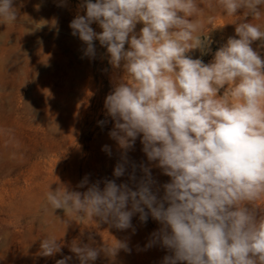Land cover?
<instances>
[{
    "label": "clouds",
    "instance_id": "1",
    "mask_svg": "<svg viewBox=\"0 0 264 264\" xmlns=\"http://www.w3.org/2000/svg\"><path fill=\"white\" fill-rule=\"evenodd\" d=\"M216 3L227 15L243 8L246 16L259 18L264 0ZM198 5L197 0H86V15L70 23L72 34L87 45L86 55H95L93 41L99 40L115 68L123 61L126 74L105 100L115 121L109 135L128 149L142 134L148 160L158 161L171 177L163 197L169 206L150 190V179L135 191L114 181H106L103 190L94 184L84 193L61 186L49 189L47 201L52 212L63 209L71 220L99 217L120 230L131 227L134 213L146 221V206L164 225L163 245L174 251L164 264H264V216L257 218L254 206L264 199V61L251 47L264 40V31L240 23L235 28L239 38H229L211 63L192 59L186 53H207L211 44ZM213 6L209 0L208 7ZM17 17L14 0H0V21L15 23ZM93 22L101 33L90 27ZM138 22L144 25L139 37L134 33ZM123 174L117 164L114 175ZM85 183L87 178L80 186ZM57 241L43 239L42 255L59 252ZM122 248L126 244L115 240L103 251L114 256ZM71 251L80 264L99 255L76 242Z\"/></svg>",
    "mask_w": 264,
    "mask_h": 264
},
{
    "label": "rangeland",
    "instance_id": "2",
    "mask_svg": "<svg viewBox=\"0 0 264 264\" xmlns=\"http://www.w3.org/2000/svg\"><path fill=\"white\" fill-rule=\"evenodd\" d=\"M197 2L211 44L207 53L200 49L186 53L192 59L211 63L229 38H239L235 28L240 23H252L264 31V5L258 6L261 15L255 18L246 16L243 8L227 15L216 0H211L213 7H208L209 0ZM85 3L14 0L17 22L0 21V264H56L65 257H70L66 264H80L71 251L73 242L98 250L97 259L88 264H164L166 256H174L162 243L164 225L146 206L142 205L148 213L146 221L134 213L131 227L120 230L99 217L71 220L63 209L52 212L48 204L49 189L61 186L84 193L94 184L103 190L106 181H114L135 191L150 179V190L165 208L169 206L163 197L171 177L158 161L148 160L142 134L128 149L109 135L115 121L107 113L105 100L126 73L123 61L120 68L110 63V54L99 40L93 41L95 55L89 56L87 45L72 34L70 23L86 15ZM143 26L136 24L137 37ZM90 27L96 33L103 31L97 22ZM251 47L264 61V40L253 41ZM117 164L124 167L120 177L114 175ZM85 178L87 183L81 187ZM254 206L257 218L264 216V199ZM126 210H131V203ZM47 237L60 244V251L52 256L42 255L41 243ZM115 240L127 248L109 256L103 248Z\"/></svg>",
    "mask_w": 264,
    "mask_h": 264
}]
</instances>
